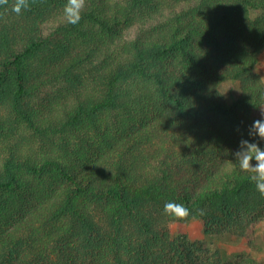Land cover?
Wrapping results in <instances>:
<instances>
[{
	"label": "trees",
	"instance_id": "obj_1",
	"mask_svg": "<svg viewBox=\"0 0 264 264\" xmlns=\"http://www.w3.org/2000/svg\"><path fill=\"white\" fill-rule=\"evenodd\" d=\"M13 3L0 5V264H264L171 227L243 237L264 219L234 156L264 108V0H86L75 25L67 0Z\"/></svg>",
	"mask_w": 264,
	"mask_h": 264
},
{
	"label": "rangeland",
	"instance_id": "obj_2",
	"mask_svg": "<svg viewBox=\"0 0 264 264\" xmlns=\"http://www.w3.org/2000/svg\"><path fill=\"white\" fill-rule=\"evenodd\" d=\"M48 27H51V24ZM138 31L137 27L130 29L126 33V38H135ZM255 71L264 78V51ZM220 89L229 102L235 100L241 93L240 84L233 81L221 84ZM262 110L256 111L255 115L261 118ZM171 227L175 235L187 234L192 242H199L212 251H219L223 259L229 263L236 262L241 255H250L264 263V219L243 237L232 234L210 236L204 231L203 221L197 218L175 221ZM254 241L258 247L250 245Z\"/></svg>",
	"mask_w": 264,
	"mask_h": 264
},
{
	"label": "clouds",
	"instance_id": "obj_3",
	"mask_svg": "<svg viewBox=\"0 0 264 264\" xmlns=\"http://www.w3.org/2000/svg\"><path fill=\"white\" fill-rule=\"evenodd\" d=\"M85 3L86 0H67L64 6V14L69 24L75 25L79 23ZM7 4L8 0H0V5ZM29 6V0H14L11 10L19 15L22 10L28 9ZM248 135L253 139H241L234 156L242 171L252 173L250 176L251 181L254 182L256 190L261 196H264V148L256 142L257 138L259 141H264V110L261 112V118L254 120L250 125ZM253 160L255 165L252 163ZM164 212L180 220L186 219L191 215V210L186 205L175 201L166 202ZM201 214H203L202 210Z\"/></svg>",
	"mask_w": 264,
	"mask_h": 264
}]
</instances>
